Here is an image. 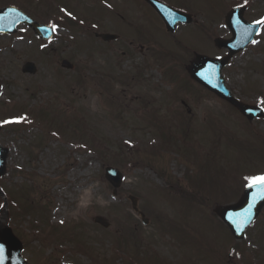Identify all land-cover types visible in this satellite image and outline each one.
<instances>
[{"label": "rangeland", "instance_id": "rangeland-1", "mask_svg": "<svg viewBox=\"0 0 264 264\" xmlns=\"http://www.w3.org/2000/svg\"><path fill=\"white\" fill-rule=\"evenodd\" d=\"M163 1L186 6L210 31L179 24L168 33L144 0H0V8L12 5L56 26L51 46L23 25L15 35L0 34V145L8 153L0 187L11 192L5 196L16 213L24 203L44 212L4 215L0 200V223L25 243L22 254L30 264H106L113 256L124 258L116 264L131 257L134 264H264V210L241 241L214 209L225 204L223 192L234 203L250 182L246 178L264 175L257 136L264 138V117L248 121L225 100L192 85L183 69L195 51L227 54L214 40L232 37L225 18L240 0ZM241 5L247 22L264 17V0ZM65 17L77 23L63 22ZM107 32L119 35L118 41L95 36ZM165 52L177 57L166 59ZM65 58L75 70L62 68ZM25 62H34L36 73H25ZM170 67L181 80L172 79ZM223 76L239 99L264 109V24ZM40 110L56 121L43 122ZM14 121L24 126L10 128ZM62 127L80 128L78 137L91 136L104 155ZM165 133L171 139L164 142ZM108 166L123 175L116 190L106 178ZM16 167L19 172L11 171ZM161 168L169 174L161 175ZM86 191L91 198L77 212ZM130 196L138 198L148 225L133 211ZM97 216L111 226L95 223ZM55 227L74 240L77 234L88 249L79 255L75 245L43 238L44 230ZM127 227L139 238L137 253L116 250ZM234 244L240 245L235 253Z\"/></svg>", "mask_w": 264, "mask_h": 264}, {"label": "water", "instance_id": "water-1", "mask_svg": "<svg viewBox=\"0 0 264 264\" xmlns=\"http://www.w3.org/2000/svg\"><path fill=\"white\" fill-rule=\"evenodd\" d=\"M155 10L163 17L168 31L174 32L178 22L191 23L192 17L185 12H180L173 7H169L165 3L159 0H146ZM244 9L236 8L227 16V24H229L232 33L234 35L231 40L217 39V46L220 48H229L230 53L225 58H211L203 55H196L189 66V72L194 80H197L204 87L213 91L220 98L230 102L236 109L245 115L248 120L252 121L254 118H262L264 116V109H260L256 106H249L237 99L232 91L227 88L225 78L222 75V71L228 64V61L234 54L240 50H244L249 42L259 32L260 24L246 23L243 15ZM25 23L31 27L37 36L42 40H49L53 38L54 32L50 26L44 25L35 21L32 17H29L25 12L18 10L15 7L0 9V32L1 33H14L17 27ZM245 29H249L248 31ZM105 41H113L118 37L114 34H98ZM63 68L74 69L75 66L69 60L65 59L62 63ZM37 66L34 63H26L24 71L27 73H35ZM7 150L0 146V178L5 174L6 168V156ZM107 179L118 188L122 183V174L115 168L108 167ZM0 196H3L0 190ZM242 198L232 205L217 206L215 212L217 215L227 223L230 230L236 239L241 240L245 238L247 228L252 225L256 217L260 214L264 208V190L261 187H247L241 196ZM133 201V210L140 212L138 208L137 198L131 197ZM7 213V211H6ZM142 217H145L140 212ZM95 222L101 224L104 227H109V222L102 218L96 217ZM0 245L4 246L5 259L3 264H28L22 257L23 244L20 239H17L13 233L12 228L9 226L2 228L0 225Z\"/></svg>", "mask_w": 264, "mask_h": 264}, {"label": "trees", "instance_id": "trees-1", "mask_svg": "<svg viewBox=\"0 0 264 264\" xmlns=\"http://www.w3.org/2000/svg\"><path fill=\"white\" fill-rule=\"evenodd\" d=\"M65 22L71 24V25H74L76 22L75 21H72L68 18H64ZM43 52V51H41ZM170 70V68H169ZM39 116L43 119H47L49 120V122H54V118L51 117V115L45 111V110H40L39 111ZM56 121V120H55ZM20 126L19 124H14L12 126V129H14L15 127H18ZM69 127V126H68ZM62 129H64L66 131V134L69 136V134L71 136H74L75 138H79L81 137L80 139H84L85 141V145L89 148H93L95 149V151L97 152V154L102 157V155H104V152L99 150L96 146H95V140L93 138H90L87 134H85L84 132L82 133L81 136L78 137L79 134H81V129H77L76 131H71L69 129H67L66 127H62ZM79 131V132H78ZM164 135V141L166 140H169L170 139V136L168 137L167 133L166 134H163ZM257 136L260 138L261 142H263V148H261V150L264 152V138L262 136L259 135V133H257ZM168 169V168H167ZM166 168H161V170L159 171L161 175H166L167 173L169 174V171H167ZM17 170V169H16ZM169 170V169H168ZM225 193V192H224ZM225 195V194H224ZM237 198L239 196V192H237ZM226 196H224L223 198V201H226V202H229L228 198L225 199ZM25 205L22 206L23 208L22 211H18L17 213L15 212V215L16 217H22V218H25L26 216H28L29 214H40V215H44V212L43 210L39 207V208H36L35 206H32L30 203H24ZM13 216H14V213H13ZM27 218V217H26ZM58 228L55 227L54 230L48 232L46 230H44L43 232V238H45L46 240H50V239H53L59 243H65V241L71 243V245H75L76 247H78L79 250H77V253L76 254H79L80 252L79 251H86L88 248L86 247V245L84 243H82V241H79L77 239H79V236L76 234V237L74 240V238L70 237V234L68 232H60L58 230H56ZM134 231L130 228V227H127V229L123 232V236H120L118 237L117 239V243L116 245H118V248L122 249V247H125V248H129L132 252L134 253H137V251L139 252L140 250V244L138 243V240L139 238H136V236L133 234ZM237 246H233L231 248V251L235 252ZM86 249V250H85ZM136 257V256H135ZM41 263V262H40ZM75 264H77V262H74ZM117 263V259L115 258H111L110 260L106 259V264H116ZM80 264V263H78ZM123 264H133L132 262H130L129 260H125L123 262Z\"/></svg>", "mask_w": 264, "mask_h": 264}, {"label": "snow or ice", "instance_id": "snow-or-ice-1", "mask_svg": "<svg viewBox=\"0 0 264 264\" xmlns=\"http://www.w3.org/2000/svg\"><path fill=\"white\" fill-rule=\"evenodd\" d=\"M258 24H264V20H260L257 21ZM56 26L53 25V28H55ZM19 122V121H16ZM247 180H249V187H256L259 186L261 187L262 190H264V175H260V176H254V177H248L246 178ZM5 249L3 245H0V264H3V261L5 259V255H4Z\"/></svg>", "mask_w": 264, "mask_h": 264}, {"label": "bare ground", "instance_id": "bare-ground-1", "mask_svg": "<svg viewBox=\"0 0 264 264\" xmlns=\"http://www.w3.org/2000/svg\"><path fill=\"white\" fill-rule=\"evenodd\" d=\"M86 194L82 197V200L80 203H78L77 207H76V211L77 212H81L83 210V208L88 204L87 202L90 200L91 198V192L86 191Z\"/></svg>", "mask_w": 264, "mask_h": 264}, {"label": "flooded vegetation", "instance_id": "flooded-vegetation-1", "mask_svg": "<svg viewBox=\"0 0 264 264\" xmlns=\"http://www.w3.org/2000/svg\"><path fill=\"white\" fill-rule=\"evenodd\" d=\"M192 26L196 27L197 29L202 28L201 25L199 24V22H197V20L195 21V23ZM189 64H190V62H189Z\"/></svg>", "mask_w": 264, "mask_h": 264}]
</instances>
